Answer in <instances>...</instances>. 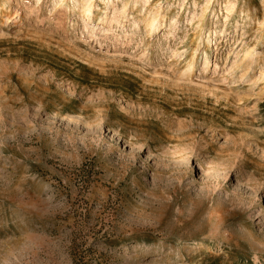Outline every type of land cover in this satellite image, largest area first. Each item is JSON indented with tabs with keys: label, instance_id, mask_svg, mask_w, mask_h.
<instances>
[{
	"label": "rangeland",
	"instance_id": "rangeland-1",
	"mask_svg": "<svg viewBox=\"0 0 264 264\" xmlns=\"http://www.w3.org/2000/svg\"><path fill=\"white\" fill-rule=\"evenodd\" d=\"M0 264H264V0H0Z\"/></svg>",
	"mask_w": 264,
	"mask_h": 264
},
{
	"label": "bare ground",
	"instance_id": "bare-ground-1",
	"mask_svg": "<svg viewBox=\"0 0 264 264\" xmlns=\"http://www.w3.org/2000/svg\"><path fill=\"white\" fill-rule=\"evenodd\" d=\"M2 6H3V5H2ZM90 6H91V5H90ZM4 7H5V6H4ZM6 8H7V7H6ZM8 8H9V7H8ZM3 9L5 10V8H3ZM1 11H2V10H1ZM5 11H6V10H5ZM2 12H3V11H2ZM7 12H8V11H7ZM150 16H151V17H149V20H150V22H151L150 24L152 25V23L154 24V22L157 21V16L154 15V14H153V15H150ZM163 23H164V22H163ZM163 23H162V24H163ZM1 24H2V23H1ZM150 24H149V25H150ZM205 33H206V32H205ZM208 45H209V44H208ZM208 48H210V47H208ZM207 50H208V49H207ZM208 52H209V51H208ZM254 52H255V51H254ZM254 52L252 51V53H254ZM250 53H251V52H250ZM250 53H249V54H250ZM252 53H251V54H252ZM247 57H248V56H247ZM250 57H251V55H250ZM192 60H193V59H191V60H190V63L188 64V66H189L190 69H193L194 66H195V64H194L195 61H192ZM188 62H189V61H188ZM189 68L187 67V69H189Z\"/></svg>",
	"mask_w": 264,
	"mask_h": 264
}]
</instances>
